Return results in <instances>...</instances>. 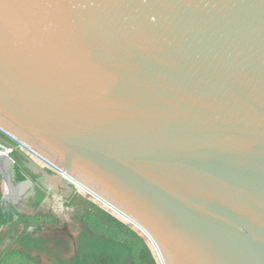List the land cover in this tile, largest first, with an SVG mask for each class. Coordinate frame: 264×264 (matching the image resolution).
Instances as JSON below:
<instances>
[{"label": "water", "instance_id": "water-1", "mask_svg": "<svg viewBox=\"0 0 264 264\" xmlns=\"http://www.w3.org/2000/svg\"><path fill=\"white\" fill-rule=\"evenodd\" d=\"M0 130L162 264H264V0H0Z\"/></svg>", "mask_w": 264, "mask_h": 264}, {"label": "rangeland", "instance_id": "rangeland-1", "mask_svg": "<svg viewBox=\"0 0 264 264\" xmlns=\"http://www.w3.org/2000/svg\"><path fill=\"white\" fill-rule=\"evenodd\" d=\"M91 200L80 195L66 203L49 199L2 253L0 264H162L140 229ZM8 234L0 243L13 233Z\"/></svg>", "mask_w": 264, "mask_h": 264}, {"label": "crops", "instance_id": "crops-1", "mask_svg": "<svg viewBox=\"0 0 264 264\" xmlns=\"http://www.w3.org/2000/svg\"><path fill=\"white\" fill-rule=\"evenodd\" d=\"M12 158L14 157L12 156ZM21 182V176H19L16 171H12L11 168L7 167V170H5L4 173L0 171V242L2 237H5L8 233H13L8 238L10 239L9 241H14L17 238H20L19 236L24 230V224L32 223L36 217L37 211L40 209L39 207H43V205L49 201V199L57 203H66L71 202L75 196L80 195L87 197L88 200L92 202V196L82 189H77L71 199L61 200L53 195L48 194L41 188H28L23 190L22 186H20ZM14 197H18L20 200H22L18 206L16 205L17 207H20L22 211H20V209L17 207V209L13 207V210H8L6 207H4V202H6L8 199L11 200ZM5 208L8 212L5 211ZM7 223H10V230L6 234L2 235V226ZM14 231L16 234H14Z\"/></svg>", "mask_w": 264, "mask_h": 264}, {"label": "built area", "instance_id": "built-area-1", "mask_svg": "<svg viewBox=\"0 0 264 264\" xmlns=\"http://www.w3.org/2000/svg\"><path fill=\"white\" fill-rule=\"evenodd\" d=\"M18 151L27 155L40 166L55 170L51 164H49L37 153L0 130V157H12L16 155Z\"/></svg>", "mask_w": 264, "mask_h": 264}, {"label": "flooded vegetation", "instance_id": "flooded-vegetation-1", "mask_svg": "<svg viewBox=\"0 0 264 264\" xmlns=\"http://www.w3.org/2000/svg\"><path fill=\"white\" fill-rule=\"evenodd\" d=\"M22 200H20L18 197H14L13 199H8L6 202H4L5 203V207L8 209V210H13V207H17L19 204H20V202H21ZM17 205V206H16ZM18 209H20V211H22V209L20 208V207H17ZM16 208V209H17ZM6 209V210H7ZM24 210V209H23ZM7 238V237H6ZM6 238H4L3 240V242L1 243V245H0V256L2 255V253H3V251H5V250H7V248L11 245V243H12V241H9L10 239H6ZM9 241V243H6V241Z\"/></svg>", "mask_w": 264, "mask_h": 264}]
</instances>
